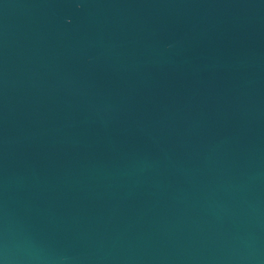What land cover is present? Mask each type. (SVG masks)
Returning <instances> with one entry per match:
<instances>
[{
  "label": "water",
  "instance_id": "95a60500",
  "mask_svg": "<svg viewBox=\"0 0 264 264\" xmlns=\"http://www.w3.org/2000/svg\"><path fill=\"white\" fill-rule=\"evenodd\" d=\"M0 264H264V0H0Z\"/></svg>",
  "mask_w": 264,
  "mask_h": 264
}]
</instances>
